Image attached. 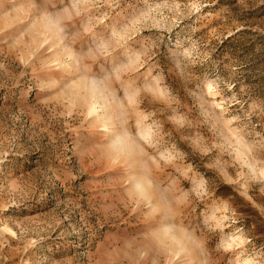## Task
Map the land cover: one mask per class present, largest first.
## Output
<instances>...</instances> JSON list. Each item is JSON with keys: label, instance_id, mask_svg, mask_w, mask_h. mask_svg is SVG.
<instances>
[{"label": "rangeland", "instance_id": "374dc122", "mask_svg": "<svg viewBox=\"0 0 264 264\" xmlns=\"http://www.w3.org/2000/svg\"><path fill=\"white\" fill-rule=\"evenodd\" d=\"M0 264H264V0H0Z\"/></svg>", "mask_w": 264, "mask_h": 264}, {"label": "bare ground", "instance_id": "6f19581e", "mask_svg": "<svg viewBox=\"0 0 264 264\" xmlns=\"http://www.w3.org/2000/svg\"><path fill=\"white\" fill-rule=\"evenodd\" d=\"M91 112L92 113L95 112V108L94 107L91 108Z\"/></svg>", "mask_w": 264, "mask_h": 264}]
</instances>
